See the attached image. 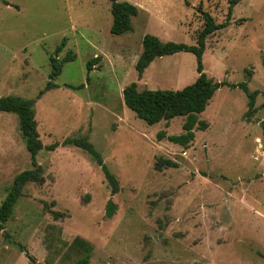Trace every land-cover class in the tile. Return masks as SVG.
Listing matches in <instances>:
<instances>
[{
  "label": "rangeland",
  "instance_id": "1",
  "mask_svg": "<svg viewBox=\"0 0 264 264\" xmlns=\"http://www.w3.org/2000/svg\"><path fill=\"white\" fill-rule=\"evenodd\" d=\"M229 1L117 0L138 14L131 30L112 35L109 0H0V97L32 103L43 169L0 233V264H75V238L91 246L87 264H264V0L238 1L228 25L205 39L203 72L215 90L197 116L205 129L195 125L186 147L168 140L183 133L184 117L147 125L122 96L131 83L137 91L192 84L196 60L186 52L155 58L138 75L142 38L195 45L200 13L222 23ZM66 54L74 59L50 78L49 58ZM239 83L257 92L254 112L231 87ZM66 139L93 146L117 193ZM162 159L176 167L157 170ZM30 168L18 116L0 112V203Z\"/></svg>",
  "mask_w": 264,
  "mask_h": 264
},
{
  "label": "trees",
  "instance_id": "2",
  "mask_svg": "<svg viewBox=\"0 0 264 264\" xmlns=\"http://www.w3.org/2000/svg\"><path fill=\"white\" fill-rule=\"evenodd\" d=\"M111 5L112 24L110 33L112 35H121L131 30V18L138 14V9L128 2H117V0H109ZM240 0H230L226 19L222 23H216L212 16L207 12H201L202 27L196 33L195 45H186L175 42H162L157 37L145 35L142 38V51L135 63V70L138 75L151 64L155 58L162 56L173 55L179 52L191 53L196 60L197 78L195 81L182 88L181 90H143L137 91L134 83L129 84L122 90L124 105L134 112L137 118L141 119L147 125H153L160 121L168 123L170 120L177 117H184L185 121L182 125L183 133L178 136H169L168 140L174 144L187 146L193 138V128L195 125L199 129H205V123L198 121L197 116L201 114L208 105L214 90L215 84L203 72L202 55L205 48V39L207 36L223 29L228 25L231 14V7ZM63 43L56 48L55 54L59 53L63 47ZM74 59L73 55L66 54L62 59L50 57L49 63L51 66L50 78L57 76L65 62ZM99 61V57H95L86 64L87 70ZM51 83L47 84V88ZM224 84V83H222ZM241 88L247 95L248 114L254 112V97L257 92H248L245 83L231 85V87ZM41 93V92H40ZM0 112L14 113L18 116L19 131L24 141L25 147L30 155L31 168L17 174L12 181L11 187L3 201L0 203V233L4 231L5 223L10 219L15 203L21 196L22 187L30 182H43V169L36 161L37 153L42 150V145L36 132V121L34 119L33 105L30 101L19 97L6 96L0 97ZM164 133H159V138L163 137ZM72 144L81 148L89 154L93 160L101 166L105 178L107 180L110 193L115 194L120 187L117 184L116 178L107 170L101 162L100 154L93 146L84 139H66L62 145ZM53 147H50V149ZM162 166L176 167L175 163L170 160H159L155 165L157 170ZM115 211V205L109 200L106 205V214L111 217ZM52 215L56 218L59 213L53 212ZM72 246L79 249L82 257L75 264H87L91 246L80 238H75ZM20 251L25 249L18 245Z\"/></svg>",
  "mask_w": 264,
  "mask_h": 264
}]
</instances>
